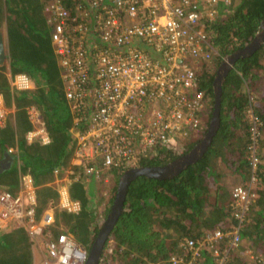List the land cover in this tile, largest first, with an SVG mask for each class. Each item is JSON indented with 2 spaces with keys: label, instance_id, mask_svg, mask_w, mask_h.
<instances>
[{
  "label": "trees",
  "instance_id": "16d2710c",
  "mask_svg": "<svg viewBox=\"0 0 264 264\" xmlns=\"http://www.w3.org/2000/svg\"><path fill=\"white\" fill-rule=\"evenodd\" d=\"M51 1L0 0V26L6 28L8 54L5 65L0 67V93L7 104L15 103L14 114L7 117L5 126H0V159L8 147L18 142L19 148V160L0 172V185L17 194L21 177L30 174L34 185L38 186V213L48 203H58L57 186L51 184L56 177L55 168H80L72 164L75 149L71 132L73 116L64 92V67L52 37L59 20L50 9ZM73 2L67 0L69 5ZM218 10L226 17L206 28L215 48V52L211 51L210 63L214 62L215 66L224 56L243 48L254 38L264 21V0H230L226 5L221 0ZM208 63L204 62L198 74V88L203 91L205 102L198 120L201 129L187 142L185 153L203 139L213 116L216 69ZM8 71L13 76L26 74L36 88L22 91L12 88ZM259 84L264 87V42L251 55L240 57L227 76L219 127L207 151L172 179L140 175L131 181L124 209L104 247L106 250L109 241L114 242L113 255L116 256L113 260L119 259L122 264H264V93L262 100L257 102L251 96L257 92ZM31 105L40 112V121L45 122L51 138L47 144L39 139H27L29 132L37 126L29 115ZM252 106L260 119V134L255 140L250 133V119L245 117ZM180 156L182 154L168 150L160 151L158 155L153 152L140 165L164 166ZM254 156L259 159L256 166L252 164ZM228 174L229 178L232 174L235 180L238 179L239 187L248 188L254 194L242 220L235 216L232 196L229 201L227 184L223 182ZM121 176L122 172L114 173L113 183L108 187L101 181V193L93 196L87 192L82 179L72 180L69 183L71 198L81 202L82 210L75 213L78 217L63 213V218H59V213L56 224L52 225L54 235L58 237L70 232L66 228L60 229L61 224L78 234L77 224L85 221L91 234L90 239L85 240L89 246H82L90 250L100 230V216L88 207L97 199L109 206L108 213ZM107 213H103L102 218ZM217 229L225 234L223 238L210 247L200 243L208 232ZM236 230L240 243L233 245L231 239L235 234L226 232ZM6 231L11 234L15 230ZM186 239H193L202 246L192 248ZM9 241L6 244L0 240V264H33L31 245L22 248L21 244L18 246L11 239ZM22 249L27 253L23 259ZM106 264L113 263L107 260Z\"/></svg>",
  "mask_w": 264,
  "mask_h": 264
},
{
  "label": "built area",
  "instance_id": "2783aa9c",
  "mask_svg": "<svg viewBox=\"0 0 264 264\" xmlns=\"http://www.w3.org/2000/svg\"><path fill=\"white\" fill-rule=\"evenodd\" d=\"M72 1L69 5L67 0H52L50 9L59 20L52 37L64 67V92L73 116L72 164L80 168H55L59 200L52 206L79 212L82 204L70 193L73 179L111 184L114 173L140 166L153 152L186 150L187 142L201 129L198 120L205 107L198 74L215 52L206 28L225 15L218 10L221 0ZM10 79L18 91L30 89L33 82L23 73ZM6 110L0 97V125L7 121ZM29 115L33 122L37 120L29 141L51 142L39 114L30 110ZM247 117L255 140L260 134L259 116L250 108ZM258 162L254 156L252 164ZM21 179L25 196L0 190V225L25 222L31 241L50 237L55 215L46 211L41 221L35 218L32 180ZM253 197L249 189L233 190L237 218L246 216ZM226 233L235 234L233 245L240 243L238 230ZM224 235L217 229L200 243L210 247ZM186 241L190 247L202 246L193 239ZM46 254L45 264H86L89 249L64 232L46 241ZM106 256L101 258L104 264Z\"/></svg>",
  "mask_w": 264,
  "mask_h": 264
},
{
  "label": "water",
  "instance_id": "95a60500",
  "mask_svg": "<svg viewBox=\"0 0 264 264\" xmlns=\"http://www.w3.org/2000/svg\"><path fill=\"white\" fill-rule=\"evenodd\" d=\"M264 42V21L262 22L259 30L257 31L254 38L246 46L241 49H238L226 56L219 64L217 72L214 78L213 87H214V111L213 116L210 120L208 129L201 141H199L189 152L185 155L178 157L172 162L164 166H145L140 165L137 167L130 168L126 170L119 179L118 190L116 198L112 204L111 210L103 222L100 230L89 250V257L86 264H99L102 258L103 249L106 244L114 225L118 221L120 214L124 209V202L127 193V188L131 181L140 175H148L152 178L172 179L177 176L184 168L188 165L196 162L209 148L214 135L217 132L219 126V112L223 94V85L226 81L227 76L234 67L236 61L240 57H246L255 52L258 48L261 47ZM8 55L6 53V42L4 36V30L0 27V67L5 65V61ZM7 156H5L6 160ZM198 158V159H197ZM3 160V161H4ZM8 167V166H7ZM5 166L0 169V172L3 171Z\"/></svg>",
  "mask_w": 264,
  "mask_h": 264
},
{
  "label": "crops",
  "instance_id": "0c3cea01",
  "mask_svg": "<svg viewBox=\"0 0 264 264\" xmlns=\"http://www.w3.org/2000/svg\"><path fill=\"white\" fill-rule=\"evenodd\" d=\"M7 75H8V79H9V82H10V77L12 76V74H11V72L10 71H8L7 72ZM1 94V93H0ZM5 99V98H4ZM6 101V100H5ZM11 107H14V106H11ZM5 108H7V109H9L8 108V106H5ZM15 108V107H14ZM7 123V121H5L4 123H2L0 126L2 127V126H5V124ZM27 139H28V137H27ZM28 141H29V139H28ZM9 148H13V151L12 152H10V153H8V151H6L5 152V155L0 159V169L3 167V166H5V168H4V170L5 169H8L11 165H12V163H14V162H16L17 160H19V156H18V150H19V148H18V142L14 145V146H11V147H8V149ZM7 149V150H8ZM5 156H7V157H9V158H7L6 160H4L5 159ZM16 159V160H15ZM4 160V161H3ZM8 166V167H7ZM59 167V166H58ZM3 170V171H4ZM2 172V171H1ZM63 174H64V172H63ZM24 176H28V177H30L31 178V180H32V182L30 183L31 184V186H33V188L35 189V194H34V196H35V198H36V200H37V205L39 204V202H38V197H37V189H38V186H35L34 185V182H33V179H32V177H31V175L30 174H27V175H24ZM94 179V178H93ZM73 180H75V179H73ZM230 180H235V177H230V178H228V180L226 181L227 183H229L230 184V186H228V185H226L227 186V191H229V201L231 200V196H232V189L234 188V187H232L231 185H232V183L233 182H231ZM237 181H238V179H236ZM76 181H78V180H76ZM92 181H96V184H93L92 185ZM55 182H57L58 183V180H57V178L55 177V180L53 181V182H51V184H55ZM223 182H224V184H226V182L224 181V179H223ZM83 184H84V186H86L85 188H86V190H87V192L88 193H90V194H92V196H93V194L94 193H97V192H99V193H101L100 192V182L99 181H97L96 179H94V180H92V179H88L87 181H84V182H82ZM100 184V185H99ZM21 185H22V179H20V184H19V192L18 193H22V191H21ZM103 186H107V184H105V185H103ZM108 187V186H107ZM4 187H3V185H0V190L1 189H3ZM100 189V190H99ZM24 196H25V193H22ZM89 194V195H90ZM101 205V206H100ZM93 207H96L98 210V214L97 215H99L100 217H99V220L102 218V215H103V213H104V215H106V213H107V209L109 208V206H107L106 204H104V203H99L98 202V200L97 199H95L94 200V206ZM111 207H112V205H111ZM82 210V209H81ZM81 210L79 211V212H70V211H67L66 209H62V208H60V207H57V206H55V207H53L52 206V203H51V205H49V203L46 205V207H45V209L41 212V213H38V214H36V216H35V218L38 220V221H41L42 220V218L46 215V211H49V212H51V213H53L54 215H55V220H54V222H53V224L52 225H54V224H56V217L58 216V214L59 213H62V212H68V213H80L81 212ZM110 212V211H109ZM109 212L107 213V216H108V214H109ZM107 216L105 217V219L107 218ZM104 217V216H103ZM11 220V219H10ZM5 225H2V223H1V225H0V232L1 231H6V230H12V229H18V228H24L26 231H27V229H26V227H25V222H20V224L19 225H17L15 222H8V225H7V223H4ZM69 229V231L71 232H69V234H70V236L74 239V236H73V230L72 229H70L69 227H65L64 225L63 226H61L60 225V229ZM50 235L52 236L51 238L52 239H54V238H57V236H55L54 235V232H53V229H52V226L50 227ZM49 238H43V239H38V240H32V242H33V248H32V254H33V264H38L37 262H38V257H40L41 258V262H42V264H45V258L47 257V254H46V241L48 240ZM31 240V239H30ZM77 243H78V241L77 240H75ZM80 244V243H79ZM103 251L105 252V250L103 249ZM103 252V253H104ZM103 253H102V255H103ZM100 263H101V260H100ZM99 263V264H100ZM102 264V263H101Z\"/></svg>",
  "mask_w": 264,
  "mask_h": 264
},
{
  "label": "rangeland",
  "instance_id": "374dc122",
  "mask_svg": "<svg viewBox=\"0 0 264 264\" xmlns=\"http://www.w3.org/2000/svg\"><path fill=\"white\" fill-rule=\"evenodd\" d=\"M226 17V16H225ZM0 27H2L3 28V30H4V36L6 37V28L5 27H3V26H0ZM5 42H6V39H5ZM6 53H7V49H6ZM8 55V54H7ZM7 59H8V57H7ZM6 59V60H7ZM6 62V61H5ZM221 63V62H220ZM219 63V64H220ZM209 65L208 66H212L213 68H215L216 70V72H217V68H218V66H219V64L217 65V66H215L216 64L214 63V62H209L208 63ZM216 72H215V75H216ZM215 75H214V78H215ZM33 88H36V84L34 83V82H32V84H31V88L30 89H28V90H31V89H33ZM253 92H254V90H253ZM257 93V94H256ZM264 93V87L261 85V84H259L258 85V89H257V92H254V94H251V96L253 97V99H254V101H260V100H262V97L263 96H261L262 94ZM0 97H1V100H2V102H3V106H8V108L9 109H7L6 110V113H7V117L9 118V116L11 115V114H14V112H15V108L14 107H10V106H15V103L13 102V101H11V104L9 105V104H7L6 103V101H5V99H4V96L2 95V94H0ZM214 106V105H213ZM34 108H36L34 105H31V106H29L28 107V111H30L31 110V113H32V115H34V114H36V113H40V112H36L35 110H33ZM252 108H254L253 106H252ZM63 111V110H62ZM65 112V111H64ZM246 118H247V115L245 116ZM34 122H36V124H37V120L35 119L34 120ZM41 122V121H40ZM45 123V122H44ZM207 127H208V125H207ZM219 127V126H218ZM263 138H264V131H263ZM219 170H220V166H219ZM221 171V170H220ZM229 176H230V174H228L227 175V179H225L224 178V181L226 182L227 180H228V178H229ZM231 176L232 177H234V175H232L231 174ZM9 177H6V180H8L9 181ZM92 180H93V178H91ZM231 182H233L232 183V187H234L235 185H237V181L236 180H230ZM93 184H96V181H92V185ZM226 184L228 185V186H230V184L229 183H227L226 182ZM107 185H109V184H107ZM91 205L92 206H94V201L92 200L91 201ZM92 206H90V207H88V209L89 210H94V214L95 215H97L96 214V210H98L96 207L95 208H92ZM67 214V215H72V216H75V217H78L76 214H74V213H68V212H62L61 214H60V217L59 218H63V215L62 214ZM103 221L104 220H102V219H100L99 220V224H100V227L102 226V224H103ZM87 222H85V221H81V222H79L78 224H77V226H78V228H79V231L80 232H78V234H76L75 233V231L74 232H72L73 233V235H74V239L75 240H77L81 245H84V246H89L86 242H85V240H89L90 239V234H91V232L89 233V231H88V228H87ZM61 226H63V224H61ZM15 231H13L11 234L10 233H8V231H1L0 232V237H1V235H3L4 233V235H3V237H2V239L0 238V240L1 241H3V243H8V242H10L9 241V239H11V241H14L18 246H19V244H21L22 245V248H23V246H26V245H31V252H32V244H31V242H30V236L28 237V235H27V233H26V231L23 229V228H18V229H14ZM10 234V235H9ZM30 238V239H29ZM113 241H109V243H108V246H107V248H106V250H105V253H103V255L104 254H107V256H106V258L108 259V262L109 263H113V264H122V261L121 260H119V259H115V260H113V257L114 256H116V255H113L114 254V246H113ZM22 252H23V254H22V259L23 258H26L27 256V253H25V251H24V249H22ZM104 252V251H103ZM38 264H42V262H41V258L40 257H38Z\"/></svg>",
  "mask_w": 264,
  "mask_h": 264
},
{
  "label": "clouds",
  "instance_id": "9594fccd",
  "mask_svg": "<svg viewBox=\"0 0 264 264\" xmlns=\"http://www.w3.org/2000/svg\"><path fill=\"white\" fill-rule=\"evenodd\" d=\"M252 108V107H251ZM254 110V109H253ZM209 126V125H208ZM207 129H208V127H207ZM190 141V140H189ZM183 153H185V152H183ZM258 158V157H257ZM259 160V159H258ZM236 187H239L238 185H235L234 186V188L232 189V192H233V190L236 188ZM250 188H253V187H250ZM246 189H248V188H246ZM253 194V193H252ZM89 257V256H88Z\"/></svg>",
  "mask_w": 264,
  "mask_h": 264
},
{
  "label": "flooded vegetation",
  "instance_id": "af4514ba",
  "mask_svg": "<svg viewBox=\"0 0 264 264\" xmlns=\"http://www.w3.org/2000/svg\"><path fill=\"white\" fill-rule=\"evenodd\" d=\"M213 82H214V81H213ZM181 154H182V156H183V155H185L186 153H180V154H178V155H181ZM175 159H177V158H175ZM197 159H198V158H197ZM171 162H172V161H171ZM169 163H170V162H169Z\"/></svg>",
  "mask_w": 264,
  "mask_h": 264
},
{
  "label": "bare ground",
  "instance_id": "6f19581e",
  "mask_svg": "<svg viewBox=\"0 0 264 264\" xmlns=\"http://www.w3.org/2000/svg\"><path fill=\"white\" fill-rule=\"evenodd\" d=\"M225 4V3H224ZM226 5V4H225ZM46 6V5H45ZM48 7V6H47ZM56 18V17H55Z\"/></svg>",
  "mask_w": 264,
  "mask_h": 264
}]
</instances>
